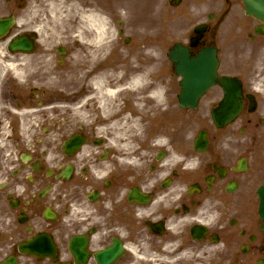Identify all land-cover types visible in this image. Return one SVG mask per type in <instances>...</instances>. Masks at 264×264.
<instances>
[{"label":"flooded vegetation","instance_id":"flooded-vegetation-1","mask_svg":"<svg viewBox=\"0 0 264 264\" xmlns=\"http://www.w3.org/2000/svg\"><path fill=\"white\" fill-rule=\"evenodd\" d=\"M167 1L163 8L177 0ZM192 5L199 9L187 35L196 42L191 51L228 49L218 77L240 81L238 117L219 128L208 114L209 147L201 152L189 134L193 121L178 112L166 119L172 132L166 148L144 143L138 151L121 150L113 135H98L93 126L76 130L84 142L71 150L65 131L30 134L27 162L15 143L1 148L0 263L14 257L16 264H264L258 196L264 185V22L246 14L244 0ZM198 26H205L199 35ZM224 98L216 84L201 103L210 112ZM49 100L47 92L30 88V122L44 125L45 114H35V106ZM28 242L30 253L22 252Z\"/></svg>","mask_w":264,"mask_h":264},{"label":"bare ground","instance_id":"bare-ground-1","mask_svg":"<svg viewBox=\"0 0 264 264\" xmlns=\"http://www.w3.org/2000/svg\"><path fill=\"white\" fill-rule=\"evenodd\" d=\"M44 1L46 4L49 3L45 16L46 23H42V19H40L37 22L36 30L40 31V35L43 36L47 27L51 26L54 40L57 38L68 40L71 34H75L74 39L79 41L77 54L83 59L85 72L93 71L94 73L91 80V95L85 103L86 105L93 103V111L97 108L101 110V118L110 127L111 133H116V126L119 125V121L124 117L127 109H142L144 102L149 107L154 102L162 103V82L155 76L160 68L158 56L155 60L138 55L128 58L121 53L119 58L110 60L113 39L111 38L112 32L107 10L87 11L85 14L81 12V16L78 17L72 8L67 7V11L59 9L64 6V3L66 4V0ZM135 1L130 0L129 6L141 4L140 1ZM73 6L76 9V4ZM135 12H137V20L134 19L135 24L148 29L147 22L150 18L147 16L146 5H142ZM41 45L44 46L43 43ZM153 52L156 53V50L153 49ZM7 65H11V68L16 71L19 70L14 64L8 63ZM27 67H30V63L27 64ZM152 67L153 69H151ZM27 73L30 78V69ZM41 76H46V74ZM150 78L153 82L156 81L151 86V90L147 88V81ZM74 83V79H69V83H64V85ZM59 108L63 107L59 106ZM77 113L76 115L81 117L85 116L80 109L77 110Z\"/></svg>","mask_w":264,"mask_h":264},{"label":"rangeland","instance_id":"rangeland-1","mask_svg":"<svg viewBox=\"0 0 264 264\" xmlns=\"http://www.w3.org/2000/svg\"><path fill=\"white\" fill-rule=\"evenodd\" d=\"M31 1L32 0H30L29 7H25L24 9H15L13 7L11 8L6 7L5 5H3L2 0H0V15L9 14L10 12H15L19 16V18L23 20V28H26L27 26L31 25V22H33V19L36 17L38 21L42 19V23H46L45 16L47 15L48 5L46 3H43L42 7L44 8V11H42L41 9L42 7L40 5L36 6L35 4H31ZM112 1L113 0H92L94 4L93 5L94 9L102 10V11L107 10L109 14L108 18H109V23H110L111 32H112L111 38L113 39L111 41V44H112L111 48L113 49L112 50L113 53L111 54L110 60H115L116 59L115 57L120 56L119 53H121L120 50H122L124 51V53L122 54L126 55L127 57H130V56L133 57V55L134 56L138 55V56L151 58L154 60L159 53V57L166 61V57H167L166 55L168 52V48L166 45L160 42V38H163V37L160 35V27H159V21H158V6H157L158 0H154L155 5H153L152 3H149L147 16L151 15L150 17L154 18V20L151 22L150 20H148L149 22L148 29L143 28V26L136 25L134 21L137 15V12H135V10H138V8H140V6L142 5H148V3L142 2L140 6L136 8L135 6L137 5L128 6V3L124 0H117L119 3L123 2L122 5L112 6L111 4ZM138 1L141 2V0H138ZM138 1L136 0L135 2H138ZM124 3L126 4L123 7ZM74 4H76V9L74 8L75 15H78V17H80L81 12L78 11V8H80L79 0H66V4L64 3V6L60 7L59 9L67 11V7L71 8ZM187 9H188V5H185V4L182 7L178 8V11L182 13L183 18L177 23L178 26H177L176 31L174 32L175 37H180L181 34H183L188 29L190 22L188 21V19L187 21L185 20V17L188 16ZM120 28L124 29L125 35H129L133 39L136 40V43H133L130 48H126V47L124 48L122 46V43L119 42L120 40H122V37H120L119 31H118ZM51 31H52L51 26H48L45 34L41 36L47 42L50 40L49 38L51 36L50 34ZM171 34L172 33H169L170 36ZM74 38H75V34H72V37H70V40H67V41L68 42L75 41ZM57 39L61 40L60 38H57ZM145 44H147L146 47H144ZM44 45H46V43H44ZM69 45L72 46L73 43H70ZM42 47L43 46H41L40 48L41 50H43L44 48ZM153 49L156 50L157 54L153 52ZM72 53L73 51L71 50V54ZM4 54H5V42H1L0 43V55H4ZM71 56L70 58H67V61H66L67 64L65 66L57 65V68L54 71V74L49 76L48 82L46 85L49 87L51 91L54 92V96L59 99H62L63 96L68 98L67 96L69 94L77 92L75 90H72L73 87H77V85L73 84L70 86H64L60 83L61 80L63 82L67 81L69 83V79H74V80L76 79L75 75H72L75 72L74 73L72 72L71 75L68 74V70L71 68L72 64L76 62L75 58L73 57L71 58ZM227 57L229 60L230 58L229 55H227ZM10 76H12L15 80L14 91L17 92L18 90H22L20 92H24L25 88L27 89L30 88V82L26 83L27 79H26L25 72H23V78L21 81L16 79L12 73H10ZM28 81H30V79ZM167 84H169L168 81H166V85ZM131 112H133V110H131ZM148 126H152V125L149 124L148 122H143L141 124L139 134L147 135L146 130L149 129ZM27 130L28 128H22L24 135L27 134ZM29 130H30V127H29ZM153 131H154V127H153V130L150 127L148 134H153Z\"/></svg>","mask_w":264,"mask_h":264},{"label":"water","instance_id":"water-1","mask_svg":"<svg viewBox=\"0 0 264 264\" xmlns=\"http://www.w3.org/2000/svg\"><path fill=\"white\" fill-rule=\"evenodd\" d=\"M9 23V20H6V21H0V35L4 34L8 27L6 26L7 24ZM15 48H20L22 50H26L28 49V43H27V40L25 38H21L17 43H15L13 45V49ZM177 56H182V57H185V56H188L189 53L186 49H182L180 48L178 51H177ZM205 56H208V52L205 53ZM196 65H201L202 68L195 74L197 75V78H195L194 80V74H191V78H193V81L196 82V85H195V89H196V94L195 93H192L191 95H187V98L186 96H184L183 98V102L184 103H187L188 105L192 104L195 100V97H197L199 94H201L202 90L205 88V86L207 85L206 82H205V73L207 71V65H208V62H207V58L204 60L202 58H197L196 59ZM182 61V59H181ZM207 80V79H206ZM198 82H200V85H197ZM263 195H264V191H263ZM262 200L264 202V196H262Z\"/></svg>","mask_w":264,"mask_h":264}]
</instances>
